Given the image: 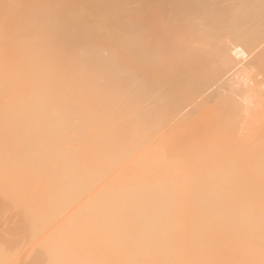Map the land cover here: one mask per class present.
<instances>
[{
  "label": "bare ground",
  "instance_id": "bare-ground-1",
  "mask_svg": "<svg viewBox=\"0 0 264 264\" xmlns=\"http://www.w3.org/2000/svg\"><path fill=\"white\" fill-rule=\"evenodd\" d=\"M0 264H264V0H0Z\"/></svg>",
  "mask_w": 264,
  "mask_h": 264
},
{
  "label": "rangeland",
  "instance_id": "rangeland-1",
  "mask_svg": "<svg viewBox=\"0 0 264 264\" xmlns=\"http://www.w3.org/2000/svg\"><path fill=\"white\" fill-rule=\"evenodd\" d=\"M226 195H228V196H232V193H231L230 191H228V192L226 193Z\"/></svg>",
  "mask_w": 264,
  "mask_h": 264
}]
</instances>
